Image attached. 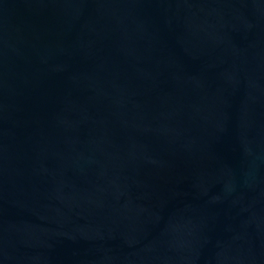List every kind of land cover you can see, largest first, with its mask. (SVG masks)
Returning a JSON list of instances; mask_svg holds the SVG:
<instances>
[{
  "label": "water",
  "instance_id": "water-1",
  "mask_svg": "<svg viewBox=\"0 0 264 264\" xmlns=\"http://www.w3.org/2000/svg\"><path fill=\"white\" fill-rule=\"evenodd\" d=\"M0 264H264V0H0Z\"/></svg>",
  "mask_w": 264,
  "mask_h": 264
}]
</instances>
